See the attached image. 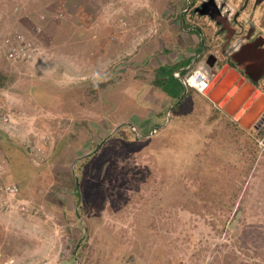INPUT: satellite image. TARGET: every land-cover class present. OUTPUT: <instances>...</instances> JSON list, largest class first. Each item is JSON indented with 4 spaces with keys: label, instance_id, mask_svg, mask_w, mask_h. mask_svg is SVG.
I'll return each mask as SVG.
<instances>
[{
    "label": "rangeland",
    "instance_id": "374dc122",
    "mask_svg": "<svg viewBox=\"0 0 264 264\" xmlns=\"http://www.w3.org/2000/svg\"><path fill=\"white\" fill-rule=\"evenodd\" d=\"M200 2L0 0V264H264V128L175 107L225 37Z\"/></svg>",
    "mask_w": 264,
    "mask_h": 264
},
{
    "label": "flooded vegetation",
    "instance_id": "af4514ba",
    "mask_svg": "<svg viewBox=\"0 0 264 264\" xmlns=\"http://www.w3.org/2000/svg\"><path fill=\"white\" fill-rule=\"evenodd\" d=\"M246 2L249 3V0H246ZM244 9L246 10L247 7L236 12L233 18L229 19L226 14H223L216 0H201L200 4L195 6V14L205 15L211 19H214L213 17L218 15L227 18L226 24L218 23L222 27L221 32H225V37H223L221 43V50L209 49L207 46L203 50L205 64L211 69L207 88L209 87L213 91L216 85H218L217 78L221 80L231 69H235L237 74L239 73V76L236 82L221 98V101H225L223 106H221L220 103L213 102L208 95L204 94L208 100L216 104L217 109L231 116L225 110V107L228 106L231 99L235 97L242 87L245 85L248 86L246 87L250 90L248 97L239 108L236 109L235 116H231L242 127L244 126L241 124L240 120L236 118V114L238 115L243 109H246L249 103L258 101L260 96L264 94V0H254V6L252 7V10L257 12V26L251 23V16L249 18L243 17V22L239 21L241 13L245 11ZM248 11H250V9L246 10V12ZM229 34H231L230 40L228 37ZM239 37L243 41L242 46L237 50L240 53L233 55L235 51L231 52L228 48L231 46L232 42ZM245 45H247V47H245ZM235 58H238V60ZM224 69H226V71L223 73ZM184 99L185 95L182 100L178 98V103L175 104V107L181 104ZM229 106L231 107V105ZM231 108H233V106ZM244 115L245 113L241 114L240 119L244 118ZM262 128H264V111L251 127V129H256L257 131Z\"/></svg>",
    "mask_w": 264,
    "mask_h": 264
},
{
    "label": "water",
    "instance_id": "95a60500",
    "mask_svg": "<svg viewBox=\"0 0 264 264\" xmlns=\"http://www.w3.org/2000/svg\"><path fill=\"white\" fill-rule=\"evenodd\" d=\"M218 23L220 24H226V18L221 17L220 15L213 17ZM229 40L231 38V34L228 35ZM248 45V44H247ZM247 45H245V47H247ZM239 51H235L233 55L239 54ZM238 60V58H235ZM264 67V64H263ZM226 71V69L223 70V73ZM239 73L237 74V72L235 71V69H231L224 78H222L221 80L219 78H217V82L218 85H216L215 89L212 91L211 88H207L205 89L204 93L206 95H208V97L215 103H220L221 106L224 105L225 101H221V98L225 95V93L229 90V88L236 82V79L238 78ZM248 86H244L242 87L239 92L235 95V97H233L231 99V101L229 102L228 106L225 107V110L231 115V116H235V111L237 108H239V106L244 102V100L248 97L249 95V89L246 88ZM253 90V89H252ZM187 94V89L184 92V95ZM183 95V96H184ZM183 96L181 97V100L183 98ZM180 101V100H179ZM229 105H231V107L233 106V108H231ZM235 106V107H234ZM264 111V94H262L260 96V98L258 99V101L254 102V103H249L246 107V109H243L238 115L236 114V118L240 120L241 124L245 127V128H251L253 126V124L256 122V120L258 119V117L263 113ZM245 113L244 118L240 119L241 114ZM124 124V123H122ZM120 124L119 127L122 125ZM129 125H133L132 123H128ZM102 145V143H101ZM100 145V147H101ZM77 187H78V192H79V203L81 200V192H80V183H79V179L77 177ZM78 213V212H77ZM242 215V211L240 210L235 218V220L233 221L231 227L234 228L238 225V223L240 222V217Z\"/></svg>",
    "mask_w": 264,
    "mask_h": 264
},
{
    "label": "built area",
    "instance_id": "2783aa9c",
    "mask_svg": "<svg viewBox=\"0 0 264 264\" xmlns=\"http://www.w3.org/2000/svg\"><path fill=\"white\" fill-rule=\"evenodd\" d=\"M220 1H222L220 4H218ZM216 3L218 4V6L221 8L223 14H226V16L231 19L233 18L234 14H236V7L233 6L230 2H228L227 0H217ZM221 16V15H220ZM223 17V16H221ZM225 18V17H223ZM227 20V18H226ZM242 39L239 37L237 39H235L231 46L228 48L231 52L232 51H237L241 46H242ZM22 44V43H21ZM28 47L26 45H14L12 44L10 46V49L8 50V57H20L22 56L26 51H27ZM196 66V67H195ZM185 71L186 75L183 76V72ZM182 71H176L174 72L175 77L179 78V80L184 84V86L191 87V88H195L199 91H203L207 86H208V82H209V78H210V72L208 70H206L205 68V63H200L198 62V64L196 62H192L190 65H188L187 68H185ZM198 73H202L205 76L204 82L203 83V87L196 85L193 81V77L194 75H197ZM0 120L3 122H12L13 121V117H12V113L9 112L8 110H4L3 108V103L0 100ZM19 187L14 183V184H9V185H0V191L1 190H6V191H10L12 192H16L18 191Z\"/></svg>",
    "mask_w": 264,
    "mask_h": 264
},
{
    "label": "crops",
    "instance_id": "0c3cea01",
    "mask_svg": "<svg viewBox=\"0 0 264 264\" xmlns=\"http://www.w3.org/2000/svg\"><path fill=\"white\" fill-rule=\"evenodd\" d=\"M214 20H215V19H213V21H214ZM215 21H216V20H215ZM216 23H218V22L216 21ZM197 38H198V36H197ZM200 41H201V40H200ZM200 41H199V42H200ZM203 53H204L203 50H200L197 54H196V52H195V53H192V54H191V59H190L191 61H190V62H191V63H192V62H195V61H194L195 58H197V57H199V56L204 57V54H203ZM180 60H181V59H180ZM190 62L187 63V64H185V65H182L181 68H178V69L174 70V72L184 70L185 68L188 67V65L191 64ZM176 63H177V62H176ZM174 72H173V73H174ZM183 95H184V93H183L181 96H183ZM170 96H173V95H170ZM179 98H180V97H179Z\"/></svg>",
    "mask_w": 264,
    "mask_h": 264
},
{
    "label": "trees",
    "instance_id": "16d2710c",
    "mask_svg": "<svg viewBox=\"0 0 264 264\" xmlns=\"http://www.w3.org/2000/svg\"><path fill=\"white\" fill-rule=\"evenodd\" d=\"M198 2V1H197ZM197 2H193V4L195 5V4H197ZM173 76H174V73H173ZM5 80H6V75L4 76L1 72H0V81H1V84L2 85H4L5 84ZM180 81V80H179ZM182 105V103L181 104H179L178 106H181ZM177 106V107H178ZM13 157V156H12ZM16 161V160H15ZM11 163H14V166H13V169H14V171H15V173H16V175L18 176V174H19V167H18V165L16 164V162H14L12 159H11ZM80 166H81V164H80ZM78 170H80L79 168H78ZM14 184V183H13ZM16 184V183H15ZM4 185V184H3ZM17 185V184H16ZM18 186V185H17ZM19 187V186H18ZM78 194V193H77Z\"/></svg>",
    "mask_w": 264,
    "mask_h": 264
},
{
    "label": "clouds",
    "instance_id": "9594fccd",
    "mask_svg": "<svg viewBox=\"0 0 264 264\" xmlns=\"http://www.w3.org/2000/svg\"><path fill=\"white\" fill-rule=\"evenodd\" d=\"M182 72H183V71H182ZM185 88L187 89V87H186V86H185ZM206 88H207V87H206ZM206 88H205V89H206ZM205 89H204L203 91H201V92H203V93H204Z\"/></svg>",
    "mask_w": 264,
    "mask_h": 264
}]
</instances>
